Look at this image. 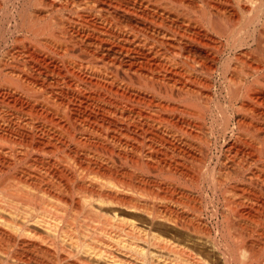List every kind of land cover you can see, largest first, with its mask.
Listing matches in <instances>:
<instances>
[{
    "label": "bare ground",
    "instance_id": "6f19581e",
    "mask_svg": "<svg viewBox=\"0 0 264 264\" xmlns=\"http://www.w3.org/2000/svg\"><path fill=\"white\" fill-rule=\"evenodd\" d=\"M0 264H264V0H0Z\"/></svg>",
    "mask_w": 264,
    "mask_h": 264
}]
</instances>
